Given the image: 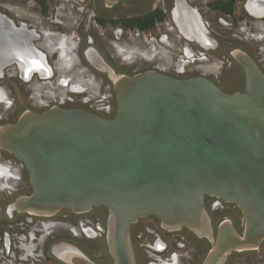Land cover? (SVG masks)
Here are the masks:
<instances>
[{
	"label": "water",
	"instance_id": "obj_1",
	"mask_svg": "<svg viewBox=\"0 0 264 264\" xmlns=\"http://www.w3.org/2000/svg\"><path fill=\"white\" fill-rule=\"evenodd\" d=\"M0 19V75L12 64L25 80L50 75L30 36L20 35L4 15ZM197 23L209 38L201 19ZM236 57L245 76L239 92L225 93L205 77L146 71L115 80L112 118L54 106L26 110L1 125L0 149L23 163L31 185L8 212L49 216L105 206L113 264H136L130 226L146 215L166 230L187 228L209 239L203 264L257 249L264 241V75L246 54ZM206 195L240 209L242 234L225 221L213 240ZM59 258L98 264L80 252Z\"/></svg>",
	"mask_w": 264,
	"mask_h": 264
},
{
	"label": "flooded vegetation",
	"instance_id": "obj_2",
	"mask_svg": "<svg viewBox=\"0 0 264 264\" xmlns=\"http://www.w3.org/2000/svg\"><path fill=\"white\" fill-rule=\"evenodd\" d=\"M3 2L0 14L12 21L20 35L30 36L45 55L51 73H33L25 80L16 64L3 70L0 94L6 93L7 103L0 101V106L6 111L14 109L17 115L6 119L0 114V126L14 123L26 110L40 113L54 106L112 118L115 80L122 75L156 71L179 79L205 77L223 92L234 93L245 87L244 71L236 57L239 53L249 56L264 75V0ZM178 8L196 29L201 19L208 41L190 38L180 29L175 19ZM90 51L105 68L89 58ZM231 84L235 88L228 89ZM18 89L28 100L20 107L16 104ZM0 169L5 171L0 170V220L4 221L0 264H67L59 256L78 252L98 264H113L106 241L105 206L82 212L61 209L49 216L9 213L8 206L18 196L28 195L31 185L23 163L3 149ZM204 206L213 240L225 221L242 234L243 217L235 204L206 195ZM130 239L136 264H203L212 247L209 239L187 228L164 229L154 215L132 223ZM223 264H264V241L257 249L232 251Z\"/></svg>",
	"mask_w": 264,
	"mask_h": 264
},
{
	"label": "bare ground",
	"instance_id": "obj_3",
	"mask_svg": "<svg viewBox=\"0 0 264 264\" xmlns=\"http://www.w3.org/2000/svg\"><path fill=\"white\" fill-rule=\"evenodd\" d=\"M191 13V12H190ZM175 19H176V22L178 23V25H179V27H180V29L181 30H183L184 31V33L187 35V36H189L190 38H192V37H196L199 41H202V40H204L203 42H206V41H208L207 39L208 38H206V37H204V36H201V33H199V31L194 27V25L189 21V20H187L188 21V23H187V21H186V19H185V17H184V15H183V10H182V8H178L177 9V13L175 14ZM0 23H1V19H0ZM194 23V22H193ZM203 38V39H201V38ZM70 53V52H69ZM64 55V51L61 49V51H60V56H63ZM88 56H89V58L93 61V62H95V63H97L98 64V66H101V67H103V68H105V65L101 62V60L99 59V58H97V56H95V55H93L92 54V52L90 51L89 53H88ZM90 60V61H91ZM62 62V61H61ZM94 64V63H93ZM100 68V67H99ZM102 69V68H101ZM1 91V90H0ZM4 92V91H3ZM6 94V93H5ZM4 93L3 94H0V101H2V102H5V103H7V100L5 99V95ZM5 95V96H4ZM7 98V97H6ZM5 167V166H4ZM0 170H2V169H0ZM2 171H4V170H2ZM5 172V171H4ZM10 172H11V170H10ZM12 173H14L13 171H12ZM2 175V174H1ZM3 175H5V174H3ZM7 175V174H6ZM11 177V176H10ZM9 177V178H10ZM6 178H8V177H6ZM8 178V179H9ZM12 178V177H11ZM7 179V180H8ZM5 180V179H4ZM1 182V181H0ZM2 187V186H1ZM7 188V187H6ZM3 189V188H2ZM5 189V188H4ZM68 252V251H67ZM69 253V252H68ZM70 253H72V252H70ZM76 253V252H75ZM71 255H74V253L73 254H70V255H65V256H63L62 255V257H66V256H71Z\"/></svg>",
	"mask_w": 264,
	"mask_h": 264
},
{
	"label": "rangeland",
	"instance_id": "obj_4",
	"mask_svg": "<svg viewBox=\"0 0 264 264\" xmlns=\"http://www.w3.org/2000/svg\"><path fill=\"white\" fill-rule=\"evenodd\" d=\"M3 6H5V3L3 2V0H0V8H2ZM239 70H236L237 74L239 75ZM240 82L242 83V78L240 79ZM233 84H231L229 87H227L228 89H231V88H235V86H232ZM17 97H16V100H17V106L20 107V106H23V105H26L28 102L27 100V95L24 93L23 90L21 89H18L17 90ZM0 114L3 115V117L5 116L6 119H9L11 117H15L17 114H15V110L14 109H11L9 111H6L3 109L2 106H0ZM5 119V120H6ZM22 185H18V188L20 189ZM15 195V194H14ZM4 221L0 220V230L3 228L2 225L3 223H1ZM237 224H239V222L237 221ZM2 227V228H1Z\"/></svg>",
	"mask_w": 264,
	"mask_h": 264
}]
</instances>
